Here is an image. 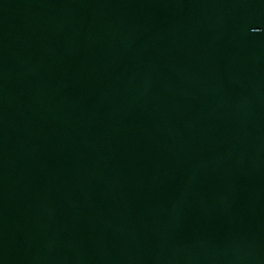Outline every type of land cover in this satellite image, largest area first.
<instances>
[{
  "label": "water",
  "instance_id": "obj_1",
  "mask_svg": "<svg viewBox=\"0 0 264 264\" xmlns=\"http://www.w3.org/2000/svg\"><path fill=\"white\" fill-rule=\"evenodd\" d=\"M0 264H264V0H0Z\"/></svg>",
  "mask_w": 264,
  "mask_h": 264
}]
</instances>
